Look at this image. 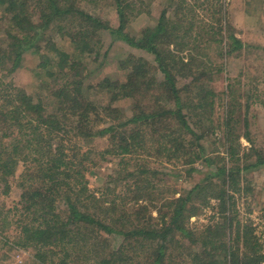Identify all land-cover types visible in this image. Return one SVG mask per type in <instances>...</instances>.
I'll return each mask as SVG.
<instances>
[{
	"label": "trees",
	"instance_id": "obj_1",
	"mask_svg": "<svg viewBox=\"0 0 264 264\" xmlns=\"http://www.w3.org/2000/svg\"><path fill=\"white\" fill-rule=\"evenodd\" d=\"M100 1L0 0V185L8 192L16 179L22 203L14 217L0 204V264L16 248L31 249L25 264H262L264 242L238 218L235 195L252 192L243 173L264 171L249 124L250 107L263 103L252 78L264 69L244 65L253 102L242 108L243 73L227 67L237 52L255 48L257 57L264 46L245 44L227 0H171L137 33L131 23L155 0H111L116 25L96 14ZM104 31L151 58L122 57L123 78L102 79L101 104L89 78L107 57ZM46 40L54 57H41ZM29 52L40 56L30 88L10 78ZM125 100L137 102L125 111ZM217 140L222 150L212 149ZM107 158L119 160V175L129 169L97 195L89 173ZM197 163L207 171L192 181ZM165 169L189 187L156 182ZM205 210L212 221L192 223Z\"/></svg>",
	"mask_w": 264,
	"mask_h": 264
},
{
	"label": "rangeland",
	"instance_id": "obj_2",
	"mask_svg": "<svg viewBox=\"0 0 264 264\" xmlns=\"http://www.w3.org/2000/svg\"><path fill=\"white\" fill-rule=\"evenodd\" d=\"M193 1V0H191ZM228 1V14L231 19V22L235 25L237 28V31L240 32L242 40L247 45V42L251 43L250 45L254 46H264V0H227ZM171 2V0H155L153 2L152 6V12L150 14L143 13L140 15L136 20H134L131 23L130 30L132 32L135 31V33L140 32L142 30L143 26L147 23H154L155 20L158 18L160 11L162 7H165ZM200 0L198 1V3ZM212 3V0L209 1ZM217 2V1H216ZM96 14H100L102 18L107 19L111 25H116L118 23L117 14L114 6L112 5L111 0H101L99 7L94 10ZM253 14V15H252ZM102 44H103V50L107 51V57L102 61V63L95 65L91 64V75L89 80H91V83H93L95 86L91 89V96L92 99L98 103L105 104L108 99V90L104 88V83L102 79H122L123 75L121 73V70L116 66L120 59L124 57L126 54H138L145 56L146 58H151V55L147 52L137 50L134 47H131V45L122 42L121 40H114L112 36L109 35L108 31L102 32ZM41 45V46H40ZM40 54L41 57L43 55H48L47 57H54L55 51L51 48V44L46 40L42 44H40ZM249 50V52H248ZM244 49V51L237 52L236 54L230 56V63H229V73L231 77H239L238 75L240 73H243V75L240 77L241 79V85L240 87L243 90L240 92L241 97L239 98L240 104H242V108H245V105L252 103L253 100L247 99V79L249 73L247 72V68L244 67V65H249L252 68L253 71H256L259 69V71H262L264 69V51H260L255 57V54L257 51H255V48ZM40 56L37 54L35 55L32 52H29L26 54L24 60L20 62L22 63L21 66L18 67L15 74L10 76L12 80H14L18 85H22L25 87L30 88V84L32 82V67L34 68L37 65V62L39 61ZM63 60V59H62ZM252 61V62H251ZM250 62V64H248ZM19 64V65H20ZM247 76V77H246ZM104 79V80H105ZM252 88L257 87L258 90H260L261 97L263 103L261 104L259 101H256L253 103V105L250 107L251 113L255 114V117L252 118L251 121H249L250 124V131L251 137L254 140V143L257 145L256 147L258 150L264 151V72L263 74L255 75L254 78H252ZM215 87L217 90H221L224 85V79L223 76L217 75L216 80L214 81ZM249 88V87H248ZM141 97V95H139ZM149 95H146V98H148ZM137 101H131V100H125L120 101V105L123 110L128 111L131 106H135ZM149 100H143L141 104H148ZM139 104V103H138ZM139 104V105H141ZM248 109V108H247ZM242 114H250L247 110H241ZM217 116V115H216ZM216 118V117H215ZM237 131V130H236ZM243 128L240 125V130L237 131V134H241V141L243 143V146L249 145V142L247 141V138L245 137V134L243 133ZM220 134V133H219ZM212 139H210L211 141ZM222 142L220 140H217L216 143L211 146L217 147L220 150H222L221 147ZM98 158V156H97ZM134 162V161H133ZM133 162H129L130 164ZM160 169H164L165 167L171 168V165H161L159 163L156 164ZM204 166V165H203ZM202 165L196 164V167L201 170V172H197L193 174L192 181H199L206 173V169L204 170V167ZM120 168L123 169V166L120 165L119 160L107 158V160L100 162L98 167L92 168L91 172L89 173V179H90V189L97 195H100L101 191L104 190L105 186L110 184V181L113 178H122L126 171H128V168H124L125 172L122 170V174H118L117 170ZM168 174H165L164 172H161L157 178H155L156 182H163L165 181L167 184L166 186L170 185L173 186L175 189L176 187H189V183L191 180L184 182L185 175L179 176H172L168 170L165 169ZM182 172V171H181ZM183 172H185L183 170ZM175 172H173L174 174ZM242 180L244 182H247L251 188L252 192L249 194L244 193L238 194L236 196V209L238 218L242 219V221H249L253 224V226L256 227V233L260 235L262 243L264 242V216H263V208H264V171L260 170L258 168L252 169L251 171H248L247 173L242 174ZM17 177V176H16ZM151 178V174H150ZM17 180L11 182V186L8 190V192H4V187L0 185V204L6 205V208L11 209V217L16 216L14 213L13 208H20L22 203L20 202V189L18 188ZM150 210L155 216H159V208L157 204H154L150 207ZM18 217V216H17ZM213 219V215L211 214V211L208 210L201 215L192 217V223L195 224H202L206 223V221L210 222ZM16 224L12 226L10 229V232L12 235H16ZM202 227V226H201ZM7 247L6 249H8ZM30 250H24L20 248L13 249L11 252L9 250V258L5 262V264H25V262L28 260V256L30 254ZM264 253V249L262 250ZM264 264V262L262 263Z\"/></svg>",
	"mask_w": 264,
	"mask_h": 264
}]
</instances>
